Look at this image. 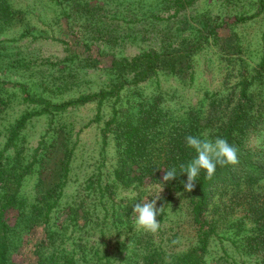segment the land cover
I'll list each match as a JSON object with an SVG mask.
<instances>
[{
	"label": "rangeland",
	"instance_id": "obj_1",
	"mask_svg": "<svg viewBox=\"0 0 264 264\" xmlns=\"http://www.w3.org/2000/svg\"><path fill=\"white\" fill-rule=\"evenodd\" d=\"M9 1L22 12L23 18L0 29V80L7 83L0 88V152L5 150L7 159L13 162L18 154L21 162L31 161L37 148H40L37 151L40 159L47 154L55 158L62 150L61 142L57 141L61 137L67 138L69 146L73 147L68 181L62 186L61 196L59 190L58 193L53 191L54 196H59V205L55 207L56 215L60 214L63 219L59 222L68 220L65 209L69 205L82 200L88 206L98 204L89 193L91 178L101 175L104 181L108 177L109 181L112 179L111 172L117 162L116 140L114 134H109L110 142L104 149L102 130L112 116L114 98L101 105V121H93L98 110L97 101L53 116H34L22 131L19 144L6 149L8 129L24 113L39 108L24 100L20 85L23 84L33 96L60 103L106 88L116 77L111 73L112 59L132 58L149 49L184 50L198 44L201 31H205L203 22L224 17L233 22L236 16L254 14L244 23L219 27L217 34L212 35L193 55L192 73L161 71L137 88L146 98L162 92L164 101L161 106L177 116L188 107L199 105V102L205 103L203 108L208 110L209 96H227L239 79L254 78L262 58L264 2L261 5L260 0H192L181 8L176 0H76L75 3L80 2V5L58 4L53 0ZM85 1L89 3L86 5ZM153 14L163 19H154ZM92 59H96L99 65H91ZM258 89L264 95V82L258 85ZM135 90V86L130 87L124 94V100L137 97ZM249 146L254 151H264V128L251 137ZM24 179L21 193L34 203L38 194V173ZM159 192L160 188L149 186L143 201L137 202L155 199L161 195ZM136 194L131 188H116V193L109 200L120 208L123 202ZM249 197V194L231 190H222L214 197L209 215L218 220L220 233L233 238L230 223L247 213ZM263 201L264 194L260 197V202ZM135 204L133 202L132 208ZM131 211L128 221L109 209V216L104 221L107 225L102 224L103 231L101 228L70 225L66 231L61 229L60 232L67 239L69 249L77 250L81 244L88 248L95 246L103 250L98 257L108 255L112 264H124L125 257L131 256L129 247H125L126 240L137 230L133 209ZM185 212L186 209L179 206L170 210L161 228L152 234L157 242L165 239L163 244H166L168 254L181 252L196 240L195 226L189 222ZM103 216L100 213L101 221ZM9 217L11 222H15L16 212L11 210ZM42 234L41 225L23 232L26 241L17 254L18 260L30 258V244L38 241ZM212 245L209 264H264L263 253L260 256L243 254L228 240L216 238ZM224 248L229 254L224 253ZM93 256L89 254L83 263L105 262V258L98 260Z\"/></svg>",
	"mask_w": 264,
	"mask_h": 264
},
{
	"label": "trees",
	"instance_id": "obj_2",
	"mask_svg": "<svg viewBox=\"0 0 264 264\" xmlns=\"http://www.w3.org/2000/svg\"><path fill=\"white\" fill-rule=\"evenodd\" d=\"M53 1L58 4L67 2L68 5H74L76 0ZM85 2L86 5L89 3ZM191 2L192 0H176L179 8ZM263 2L264 0H260L261 5ZM76 4L80 5V2ZM21 13L9 0H0V29L20 21L23 18ZM64 13L67 14L66 11ZM254 16V14L239 15L233 22H229V18L226 17L203 22L205 31H201L198 44L185 47L184 50L149 49L132 58L124 56L112 59L111 73L116 74V77L106 88L60 103H54L43 96H33L23 84L20 85L24 100L39 108L24 113L16 124L8 129L6 149L19 144L22 131L34 116H53L72 107L97 101L98 110L93 121H101L103 117L101 105L114 98L112 116L106 121L102 131L104 149L109 145V134H114L117 162L111 172L110 181L109 177L104 181L101 175L89 181L90 196L93 195L94 203L98 204L88 206L82 200L81 203L69 205L65 209L66 213L68 212V220L59 222L63 219L60 214L56 215L55 207L59 205L62 186L68 181L73 158V147L69 146L67 138L61 137L57 141V143L61 142L62 150L60 156L55 155V158L47 154L40 159L37 152L40 148H37L31 161L21 162L18 154L13 162L7 159L5 150H2L0 152V264H88L83 263L87 261L83 259H87L89 254L94 255L93 257H97L98 260L105 258L104 263L95 264H112L107 258L108 255L102 254V257H98L103 251L101 248L95 246L88 248L87 245L81 244L78 245L77 250L69 249L66 246L67 239L60 231L61 229L66 231L70 225L79 228L88 226L90 229L101 228L103 231L102 224L107 225L104 221L109 216V209L129 221L131 210L134 209L133 202L143 201L149 186L162 189L156 205L157 208L163 206V213L157 217L160 228L170 210L179 206L186 209L185 215L195 226L196 240L187 249L168 254L167 246L163 244L165 239L162 240L163 242H157L153 233L135 230L126 240L125 247H129L131 256L125 257L124 264L141 262L143 264H209L208 256L213 246L212 240L216 238L228 240L236 245L238 251L242 250L243 254L259 256L261 253L264 254V201L260 202V197L264 194V151H254L249 146L251 137L264 128V95L258 89V85L264 82V33L262 58L254 78L239 79L236 87H233L227 96L215 97L216 94L209 96L208 110L203 108L205 103L199 102V105L190 106L175 116L174 112L161 106V102L164 101L162 92L146 98L137 89L161 71L173 74L192 73L193 55L212 35L217 34L219 27L229 23H244ZM153 18L163 19L157 14H153ZM91 65L99 64L96 59H92ZM5 84L7 83L0 80V88ZM132 86L136 88L137 97L124 100V94ZM187 135L207 136L210 139L226 138L237 148L239 163L234 166H217L211 180L205 179L206 173L201 170L196 178L195 188L191 192L186 191L184 184L187 174L179 172V164L187 163L196 155L195 151L186 145ZM44 142L43 140L42 143ZM52 145H56V142H52ZM46 153L42 152V154ZM172 167L177 168V176L172 180L164 181L166 170ZM36 172L38 194L36 201L30 203L21 193V187L24 178ZM116 188L124 190L131 188L137 194L123 202L120 208H116L114 202L109 200L112 194L116 193ZM58 190L59 196L58 194L54 196L53 191L58 193ZM222 190L250 195L247 213L230 223L233 238L226 233H220L218 220L209 215L214 197ZM11 210L16 212L15 222L9 220ZM100 213L104 215L102 221L99 217ZM37 225H41L43 229L42 237L30 244V258L18 260L17 254L26 241L23 232L34 229ZM116 228L118 229L117 225ZM224 253L229 254L225 248Z\"/></svg>",
	"mask_w": 264,
	"mask_h": 264
},
{
	"label": "clouds",
	"instance_id": "obj_3",
	"mask_svg": "<svg viewBox=\"0 0 264 264\" xmlns=\"http://www.w3.org/2000/svg\"><path fill=\"white\" fill-rule=\"evenodd\" d=\"M185 142L187 147L196 153L187 163L179 164V172L187 174L184 188L188 192L195 188V181L201 170L206 173L205 179L211 180L217 166H234L239 163L237 148L230 144L226 138L210 139L207 136L187 135ZM176 176L177 168L172 167L170 170H166L163 180L169 181ZM159 198L158 195L155 199L135 204L133 209L134 226L138 231L154 234L159 230L160 224L157 217L163 213V206L159 208L156 206Z\"/></svg>",
	"mask_w": 264,
	"mask_h": 264
}]
</instances>
